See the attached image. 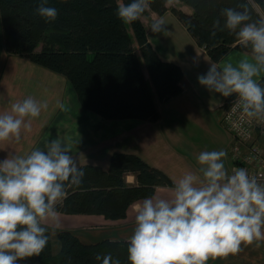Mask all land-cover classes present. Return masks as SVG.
Instances as JSON below:
<instances>
[{
    "label": "clouds",
    "instance_id": "obj_1",
    "mask_svg": "<svg viewBox=\"0 0 264 264\" xmlns=\"http://www.w3.org/2000/svg\"><path fill=\"white\" fill-rule=\"evenodd\" d=\"M116 14L125 22L140 19L149 0H116ZM253 0H237L223 7L214 19L215 31L228 30L250 49L237 64L210 63L199 82L227 97L236 94L239 107L249 117L264 119V12L253 15ZM36 13L54 21L59 10L49 0H39ZM223 17V22L221 21ZM163 19L150 29L162 30ZM58 107L66 110L62 101ZM48 102L32 96L0 111V142L22 139L32 118ZM224 149L202 150L199 172L186 171L174 181L172 196L150 195L135 204V224L128 236L131 264H207L209 257L235 253L242 244L264 241V182L245 167L231 173L225 167ZM85 170L70 145L60 136L0 159V264H20V258L39 255L50 239L46 221L59 225L58 205L83 183ZM54 230V229H53ZM99 264H121L111 253H97Z\"/></svg>",
    "mask_w": 264,
    "mask_h": 264
},
{
    "label": "trees",
    "instance_id": "obj_2",
    "mask_svg": "<svg viewBox=\"0 0 264 264\" xmlns=\"http://www.w3.org/2000/svg\"><path fill=\"white\" fill-rule=\"evenodd\" d=\"M168 1L149 0L148 8L162 15L169 10ZM179 1L191 13L173 8L172 12L213 61H222L233 50L250 53L227 29L213 35L212 24L220 9L237 6V0ZM49 3L59 10L54 21L36 13L39 0H0L4 47L64 76L83 108L106 120L155 122L159 119L156 101H167L183 92L181 67L161 59L149 42L141 18L125 22L116 14V0ZM253 6L254 16L264 12V0H253ZM260 83L264 84V77ZM235 96L232 94L226 102ZM82 167V185L69 189V195L58 205V213L121 220L133 204L154 195L158 187L173 186L167 174L131 153H114L107 170L94 165ZM130 173L136 176V186L126 182ZM55 238L50 231L43 251L20 258V264H99L97 253H111L121 264H131L128 241L85 243L69 230L58 232ZM55 242L60 246L58 254L54 253Z\"/></svg>",
    "mask_w": 264,
    "mask_h": 264
},
{
    "label": "crops",
    "instance_id": "obj_3",
    "mask_svg": "<svg viewBox=\"0 0 264 264\" xmlns=\"http://www.w3.org/2000/svg\"><path fill=\"white\" fill-rule=\"evenodd\" d=\"M177 2L180 7L184 5L182 10L191 13L188 6L179 0ZM161 18L165 25L161 31L153 32L150 29L153 20ZM141 20L149 42L161 59L179 65L184 73L181 83L183 92L167 101H156L159 111L157 121L106 120L83 108L67 79L52 73L48 75H51L52 85L37 98L39 101L46 100L48 108L42 110L39 117L32 118L31 130L22 132L20 141L0 142V159L9 152L23 154L34 147L44 148L47 140L60 136L78 156L81 166L94 165L107 170L112 155L117 152L141 157L173 181V186L158 187L154 193L167 197L173 194L174 181L186 171L199 172L201 165L197 156L202 150L224 149L227 153L223 158L225 167L231 173L232 162L228 156L231 135L219 121V115L226 99L232 94L225 97L209 90L199 82L198 76L207 72L210 63H216L218 67L227 61L237 64L250 53L233 50L225 59L216 62L197 44L173 12L160 15L148 8ZM9 77H12L11 81L25 80L20 73H0V111H10L11 103L32 96L20 88L11 89L6 83ZM263 77L264 72H261L256 79L260 82ZM58 100L66 105V110L58 107ZM126 182L129 186H136L135 174H128ZM140 202L142 200L136 203ZM135 204L121 220H108L100 215L58 213V226L51 221H46V224L55 241V236L62 230L79 234L85 243H98L105 239L128 240L135 224ZM207 264H264V241L259 246L255 241L242 244L235 253L209 257Z\"/></svg>",
    "mask_w": 264,
    "mask_h": 264
},
{
    "label": "built area",
    "instance_id": "obj_4",
    "mask_svg": "<svg viewBox=\"0 0 264 264\" xmlns=\"http://www.w3.org/2000/svg\"><path fill=\"white\" fill-rule=\"evenodd\" d=\"M231 98L223 110V122L235 139L230 152L232 170L245 167L264 182V119L249 117Z\"/></svg>",
    "mask_w": 264,
    "mask_h": 264
},
{
    "label": "rangeland",
    "instance_id": "obj_5",
    "mask_svg": "<svg viewBox=\"0 0 264 264\" xmlns=\"http://www.w3.org/2000/svg\"><path fill=\"white\" fill-rule=\"evenodd\" d=\"M167 7L169 9L168 11H171V12H172V10H171L172 8L176 9V10L184 11L181 9V7H184V5L180 7L179 2H177V0L168 1ZM184 12H186V11H184ZM0 73H4V74L20 73V74H23V76L25 77V80L11 81L12 77H9L10 80H8L6 83H9L11 89L20 88L25 92V94H31L35 99H37L41 95L42 91L47 90L45 88H49L52 85L51 80H50L51 75L50 76H48V75L52 74L53 72L49 71L48 69H46L44 67L38 66V65L30 62L27 59L22 58L17 53H15V51L5 50L4 42H3V27L1 24V18H0ZM23 84H24V86H23ZM227 105L228 104L225 101V103L223 104V106L221 108V112L219 115V121L223 125H224V122L222 119L223 110H224V107ZM225 128L227 129L226 126H225ZM227 131L231 135V144H230L229 149H228V156L231 160L232 155H231L230 150L235 143V139L228 129H227ZM231 162H232V160H231ZM123 241H128V240H123ZM59 249H60L59 243L55 242L54 243V253L55 254L58 253Z\"/></svg>",
    "mask_w": 264,
    "mask_h": 264
}]
</instances>
